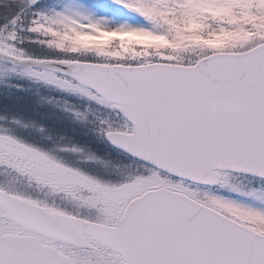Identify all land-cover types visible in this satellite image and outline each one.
<instances>
[{
    "label": "snow or ice",
    "instance_id": "obj_1",
    "mask_svg": "<svg viewBox=\"0 0 264 264\" xmlns=\"http://www.w3.org/2000/svg\"><path fill=\"white\" fill-rule=\"evenodd\" d=\"M37 2L0 0V59L108 109L136 164L101 180L0 133V264H264V185L236 181H264V0ZM113 34L164 43L79 42Z\"/></svg>",
    "mask_w": 264,
    "mask_h": 264
},
{
    "label": "rangeland",
    "instance_id": "obj_2",
    "mask_svg": "<svg viewBox=\"0 0 264 264\" xmlns=\"http://www.w3.org/2000/svg\"><path fill=\"white\" fill-rule=\"evenodd\" d=\"M69 0H61L60 4L56 7V10H60V6L68 3ZM82 3H90L91 0H79ZM111 16L115 18L117 22L127 21L128 23L137 24L141 23L142 21L139 20L135 14L128 12L127 10L117 8L113 12L110 13ZM123 36L125 34H122ZM135 35V34H134ZM109 36V35H108ZM100 37H85L89 38V43H99ZM123 38V37H121ZM18 46H21L18 44ZM0 67L3 68H15V71H5L0 73V133L7 134L16 138L19 141H22L26 144H30L36 147L34 141H26L29 137L33 138L34 135H27L25 133L24 138L21 137V131L19 127L23 126L26 130V124L29 123L28 129L29 131L34 130L38 126L39 122H43V119L46 121L44 124L49 128L50 126L55 125L58 121L62 122L64 120H68L69 116L73 114V112H77L78 108L80 111L75 113V120L73 122L72 128L70 129V133L67 136L70 144L73 145V153L69 154L68 156L62 155V152L59 148L54 149H47L46 147L42 146V150L50 153L51 155L55 156L65 164L78 168L81 171L95 176L98 179L109 181L110 177L113 178L114 174L116 176L112 179V181H116L120 178L121 173L125 171H132L134 168L128 167L127 165H116L114 161L108 160L103 156H106L108 153L105 142L103 141V125L101 122H97L94 120L91 111V104L92 101L88 100L87 98L78 96L76 94H72L61 90L53 85L46 84L42 81H39L34 78H29L27 76L21 75L20 70L26 69L24 67H20L17 65H12L10 62L5 60H0ZM47 89L57 90L55 92H49ZM17 90L19 93L22 94H29L28 96L23 95L21 98L26 99V101L20 105V100L16 99L13 101L8 100V91L13 92ZM29 92V93H28ZM59 94V97H62L63 94L65 95V99L57 98L54 94ZM45 94L49 95L46 96ZM22 103V102H21ZM27 103L30 107L27 108ZM41 105V106H40ZM17 106L21 107L20 109ZM33 106V107H31ZM55 109H54V108ZM65 108V111L64 109ZM51 110L54 111V116L58 119L56 122H52L50 120V112ZM64 112L65 115L58 117V111ZM109 110L102 107V114L106 113L107 115L110 114ZM22 112L32 113L27 117H21L24 120L27 119H34L29 120L27 123L22 122L18 114L21 115ZM38 114V115H37ZM40 115V116H39ZM18 117V118H16ZM40 118V120L38 118ZM94 126V127H93ZM43 128V126H42ZM92 129L90 131H86ZM41 133V131H40ZM51 136V137H50ZM41 138V137H39ZM44 138H51L53 140H61L60 136H53L45 135ZM82 140V141H78ZM38 142L43 145V140H38ZM89 143H93L97 146L98 150L94 151L89 149L86 145ZM59 145V144H58ZM103 152V153H101ZM89 154V155H87ZM236 181L241 184L242 187L245 189H250L254 187H258L260 185H264V182H252L250 180H246L244 178L236 177ZM213 192H217L218 190H211ZM219 195L229 197L231 199L252 204L254 203L251 199L246 198L242 195L230 193L227 191H218Z\"/></svg>",
    "mask_w": 264,
    "mask_h": 264
},
{
    "label": "trees",
    "instance_id": "obj_3",
    "mask_svg": "<svg viewBox=\"0 0 264 264\" xmlns=\"http://www.w3.org/2000/svg\"><path fill=\"white\" fill-rule=\"evenodd\" d=\"M60 1L61 0H38L37 4L33 6V10H43V9H47V8H53L54 6L56 7L57 9V6L60 4ZM219 11V10H217ZM6 21L5 19L3 18H0V25L4 24ZM32 34L30 33H26V32H23L21 33V37H31ZM105 39H119L121 40L122 42H124L126 45L127 44H137V43H142V44H145V45H148V46H152V45H159V46H163V41L161 40H152L150 39V37L148 36H139V35H125L123 38H121V36H117V35H114V36H109V37H100V42L102 40H105ZM90 40L89 38H86V39H82V37L79 39V42L80 43H84V44H89V41ZM18 44H20L21 46H18ZM17 44V46L19 48H22L24 49L25 53L27 55H34V56H39V55H42V51L41 49L34 43H29L27 40H22L21 42H19ZM49 92H55L57 90H51V89H47ZM9 97H8V100L9 101H13V100H16V99H19L20 100V105L21 106L25 101L26 99H22L21 97L23 95H26L28 96V100H29V97L30 95L29 94H22V93H12V94H9ZM46 96H49L47 94H45ZM55 97H57L58 99L59 98H63L65 99V95L63 94L62 97H59V94H54ZM22 102V103H21ZM17 106V108L19 107ZM30 107L27 103V108ZM33 107V106H31ZM21 107H19L18 109H20ZM55 109V108H54ZM64 111H65V108H63ZM79 111V109L77 110ZM60 113V112H59ZM65 115L64 112H61L60 115ZM74 114L70 115L69 116V119L67 121L68 124H63V122H59V125L55 127V130L53 132H51L52 134H55V133H58L59 136L64 140V141H67L68 140V135L70 133V129L72 128V124L74 122V117H73ZM21 115L18 114V117H20ZM92 129H89V130H86V131H90ZM56 136V134H55ZM60 143V145H64L61 140H58Z\"/></svg>",
    "mask_w": 264,
    "mask_h": 264
},
{
    "label": "water",
    "instance_id": "obj_4",
    "mask_svg": "<svg viewBox=\"0 0 264 264\" xmlns=\"http://www.w3.org/2000/svg\"><path fill=\"white\" fill-rule=\"evenodd\" d=\"M3 60V59H2ZM5 61H7V60H5ZM8 62H10V61H8ZM11 63V62H10ZM17 66H20V67H25V68H28V67H31V65H29V64H26V63H21V64H19V65H17ZM107 139V138H106ZM108 140V139H107ZM109 141V140H108ZM110 142V141H109ZM111 143V142H110ZM112 144V143H111ZM113 145V144H112ZM115 146V145H114ZM116 148H118L119 150H121V151H123V152H125L124 150H122V149H120L119 147H117V146H115ZM126 153V152H125ZM128 154V153H127ZM251 177V176H250Z\"/></svg>",
    "mask_w": 264,
    "mask_h": 264
}]
</instances>
